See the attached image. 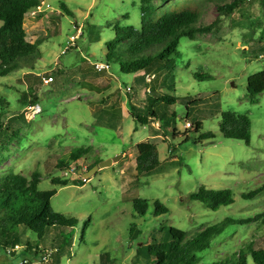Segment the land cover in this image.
<instances>
[{"label":"rangeland","instance_id":"rangeland-1","mask_svg":"<svg viewBox=\"0 0 264 264\" xmlns=\"http://www.w3.org/2000/svg\"><path fill=\"white\" fill-rule=\"evenodd\" d=\"M232 1H155L158 12L176 3L197 6L201 24L220 18L211 32L182 37L175 68L156 72L159 80L168 82L161 85L162 91L178 100L154 104L157 117L146 123L131 114L133 106L148 101L146 89L136 88L137 76L145 71L124 73L117 62L106 59L107 42L117 26L140 29L141 0H41L42 10L27 16L26 39H42L41 56L32 68L0 74V124L5 128L7 122L14 123L12 131L18 136L0 176L8 170L28 177L37 171L39 189L57 191L52 208L77 222L63 234L67 245L59 264H153L147 247L168 240L171 226L191 238L226 218L241 220L264 212V191L242 197L264 185V92L253 104L247 90L248 77L264 69V0H241L230 16L219 15L217 6ZM76 33L75 44L65 52ZM94 63L105 68L98 71ZM50 75L54 81L43 84ZM23 96L42 107L30 122L23 114L28 105ZM225 111L248 117L249 144L222 135L219 123ZM198 121V131L187 125ZM208 131L215 135L212 140L198 139ZM146 140L157 145L161 162L150 173L138 175L137 144ZM81 147L88 152L72 160L70 153ZM116 156L120 158L112 165L87 178L78 173ZM54 178L68 183H54ZM201 186L230 189L234 203L211 210L190 198ZM135 198L148 204L145 215L134 208ZM155 201L169 212L155 215ZM26 239L33 245L48 244L47 237L38 240L29 230L22 233L21 245ZM250 246L264 248L263 219L228 223L199 253L198 264L235 260L234 253L247 252ZM21 259V253L0 252V264ZM247 264H255L250 256Z\"/></svg>","mask_w":264,"mask_h":264},{"label":"trees","instance_id":"trees-1","mask_svg":"<svg viewBox=\"0 0 264 264\" xmlns=\"http://www.w3.org/2000/svg\"><path fill=\"white\" fill-rule=\"evenodd\" d=\"M156 0H141V27L132 25L117 26L114 38L107 42L106 59L115 61L124 73H136V88L146 89L148 101L143 107L133 106L132 116L140 123H146L150 118L157 117L154 104L164 102L174 104L178 98L162 91V86L167 85L165 79H158V70H172L176 60L180 57L178 45L182 37L195 38L200 33L211 32L216 26L218 17L211 24H201L202 11L197 6L176 3L166 10L158 12ZM166 2L168 0H157ZM241 0L217 6L219 15L230 16L238 7ZM41 5V0H0V74L10 73L19 69L32 68L40 58L39 46L42 39L28 41L26 39L25 21L27 16ZM64 11L70 12L66 4L62 3ZM109 64L107 63V66ZM146 75L153 76L151 82L146 81ZM153 82V83H152ZM158 85V86H157ZM161 87V88H160ZM132 90V88H130ZM149 89V90H148ZM248 100L258 103L259 95L264 92V69L250 75L247 79ZM154 91V95L151 92ZM151 94V95H150ZM23 104L28 102L23 96ZM3 100L0 99V106ZM145 112V114L143 113ZM22 116V115H21ZM189 123V122H187ZM15 124L7 122V126L0 124V167L9 160V147L17 138L16 131H12ZM197 131L202 123L190 124ZM219 129L225 138L238 139L246 144L250 142L251 122L245 114L225 111L221 114ZM176 129L172 135H175ZM215 137L212 131L199 136V140H212ZM197 139V140H198ZM187 140V139H186ZM136 170L138 175H145L155 170L160 165L157 145L149 140L137 144ZM88 152V148H78L70 153L72 160H78ZM174 152V149L172 150ZM61 164H63L61 162ZM95 162L88 168L90 170ZM40 174L37 171L28 177L21 173L5 171L0 176V252L6 253L7 249L16 245L20 249L11 253H21L28 264L42 260L48 253L51 259L45 263L59 264L63 255V247L67 240L63 236L65 231L77 225L74 218H66L51 206V198L57 193L55 189L40 190L38 185ZM54 183L66 185V179L54 178ZM264 191V185L243 193V198H254ZM190 198L202 202L206 207L217 211L222 206L234 203L233 193L230 189H210L201 186ZM155 215L166 214L169 209L159 201H155ZM134 208L140 215H145L148 204L141 198L134 199ZM263 219L264 212L254 217L241 220L226 218L224 221L205 227L191 238L187 233L177 227L169 228V239L150 244L148 254L153 258V264H198L199 253L206 249L210 239L223 232L228 223L245 224ZM23 230V231H22ZM29 230L36 234L38 240L47 237V245H33L29 240L22 244V233ZM135 228L131 227V234ZM26 253H28L26 255ZM235 260L225 258L213 264H247L250 256L255 264H264V248L250 246L247 252L233 254Z\"/></svg>","mask_w":264,"mask_h":264},{"label":"built area","instance_id":"built-area-1","mask_svg":"<svg viewBox=\"0 0 264 264\" xmlns=\"http://www.w3.org/2000/svg\"><path fill=\"white\" fill-rule=\"evenodd\" d=\"M42 8H43V6L41 4L35 10H33L31 12V14H33V15L36 14L37 12L41 11ZM44 8L45 9H49L50 8V5L49 4H46ZM78 37H79V33H76L75 35H72L69 38V40H68V46L65 48V52H67L71 48V46L75 44V40ZM94 67H95L96 70L102 71L105 68V65L103 63H94ZM145 78H146V81L147 82H151L152 79H153V76L146 75ZM53 81H54V78H53L52 75H50L48 77H44L43 80H42V83L45 84V85H48V84H50ZM129 89H130V87H129ZM41 112H42L41 105L38 104V103H35V104H29V105L25 106V109L23 111V114H24V117H25L26 121L30 122L31 120H33ZM187 125L190 126V123H187ZM19 249H20V246L19 245H16L14 248L7 249L6 253L9 254V255H11L12 252L17 251ZM50 259H51L50 253H48L46 256H44L42 258V260L45 261V262H47ZM15 264H28V262H27V260L21 259V260H18Z\"/></svg>","mask_w":264,"mask_h":264},{"label":"water","instance_id":"water-1","mask_svg":"<svg viewBox=\"0 0 264 264\" xmlns=\"http://www.w3.org/2000/svg\"><path fill=\"white\" fill-rule=\"evenodd\" d=\"M119 158H120V156H116L114 158L104 160V161L100 162L98 165H95L92 169H90L87 172H83L82 169H79L78 173L81 174L84 178H87V177L91 176L92 174H94L99 168L112 165V163L117 161Z\"/></svg>","mask_w":264,"mask_h":264}]
</instances>
